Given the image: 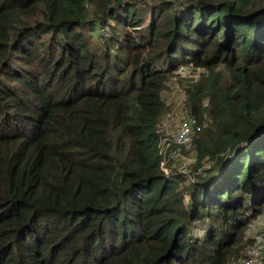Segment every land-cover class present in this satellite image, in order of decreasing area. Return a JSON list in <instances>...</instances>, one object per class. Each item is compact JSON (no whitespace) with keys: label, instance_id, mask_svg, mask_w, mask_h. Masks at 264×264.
I'll return each instance as SVG.
<instances>
[{"label":"trees","instance_id":"obj_1","mask_svg":"<svg viewBox=\"0 0 264 264\" xmlns=\"http://www.w3.org/2000/svg\"><path fill=\"white\" fill-rule=\"evenodd\" d=\"M183 64L194 181L160 166ZM263 213L264 0H0V264H230Z\"/></svg>","mask_w":264,"mask_h":264},{"label":"built area","instance_id":"obj_2","mask_svg":"<svg viewBox=\"0 0 264 264\" xmlns=\"http://www.w3.org/2000/svg\"><path fill=\"white\" fill-rule=\"evenodd\" d=\"M195 68L191 64L181 65L177 72H192ZM203 128L202 123L195 115H188L183 118L178 127L168 135H163L162 131L159 129L161 134V140L159 144V153L162 156L161 160V169L170 176H174L173 172L168 171L166 164L170 159H175L182 156L181 148L193 147V141L195 135L200 132ZM194 164L197 161L195 155L194 158L189 159ZM188 163V162H186ZM205 167V166H204ZM180 173L188 175V179L194 181L197 174H204L203 168H198L197 170L192 169H183L179 170ZM256 221L253 224L252 237L253 242L243 250V254L240 257L239 264H264V213L260 214Z\"/></svg>","mask_w":264,"mask_h":264},{"label":"rangeland","instance_id":"obj_3","mask_svg":"<svg viewBox=\"0 0 264 264\" xmlns=\"http://www.w3.org/2000/svg\"><path fill=\"white\" fill-rule=\"evenodd\" d=\"M105 35L107 36L108 33L105 32ZM193 72H194V75L197 79V77H199V71H196V70H194L192 72L188 71V72H184V73L176 72L177 73L176 76L174 75L171 78H169L168 88L163 92V98L165 99V101L167 102V104L169 106L168 111L163 115V117L161 118V121H160V130L162 131L163 135L170 134L172 131H174L178 127L180 121L183 118H185L188 115H191V113L189 111H187V109H188L187 105H184L186 93H185L184 89L179 84V78L180 77L181 78L187 77ZM177 76H179V77H177ZM181 153H182V156H180L178 158L174 157L175 159H170L168 161V164H166V168L168 171L171 170V172H173L174 176L183 175L185 178H187L188 175H184V174L180 173L179 170L192 169L193 165H194V163H193L194 161L192 162L189 159L194 158L196 154L193 150V147H191V148L182 147ZM186 162H188V163H186ZM210 164L211 163H209L208 161H205L204 166L207 168ZM194 170H195V167H194ZM255 221H256V219H254L252 221V223H251V225L247 231V235L245 237V239L248 240L249 242L250 241L253 242V237H252L253 236L252 235L253 229L252 228H253V224L255 223ZM240 257L232 259L230 264H239Z\"/></svg>","mask_w":264,"mask_h":264}]
</instances>
